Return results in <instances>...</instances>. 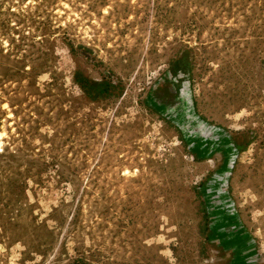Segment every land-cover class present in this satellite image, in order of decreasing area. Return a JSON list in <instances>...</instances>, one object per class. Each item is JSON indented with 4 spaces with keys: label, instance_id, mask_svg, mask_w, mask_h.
<instances>
[{
    "label": "rangeland",
    "instance_id": "rangeland-1",
    "mask_svg": "<svg viewBox=\"0 0 264 264\" xmlns=\"http://www.w3.org/2000/svg\"><path fill=\"white\" fill-rule=\"evenodd\" d=\"M241 235L264 264V0H0V264H246Z\"/></svg>",
    "mask_w": 264,
    "mask_h": 264
},
{
    "label": "crops",
    "instance_id": "crops-1",
    "mask_svg": "<svg viewBox=\"0 0 264 264\" xmlns=\"http://www.w3.org/2000/svg\"><path fill=\"white\" fill-rule=\"evenodd\" d=\"M233 217H237L236 219H233ZM229 221L228 223L226 224L227 226H233V225H237L239 224V217L236 216V214L232 215V214H229ZM227 234V232H226ZM236 240H234V243L237 241L239 244L240 242H244V245H241L243 251L241 250V256L244 258L246 264H251V262L253 261V255L255 253V249H254V244L252 241L248 240V238H244V236L242 237L239 236L237 238H235Z\"/></svg>",
    "mask_w": 264,
    "mask_h": 264
}]
</instances>
